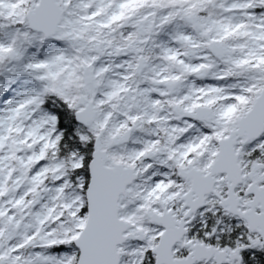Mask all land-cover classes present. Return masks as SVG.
Segmentation results:
<instances>
[{"label":"snow or ice","instance_id":"obj_1","mask_svg":"<svg viewBox=\"0 0 264 264\" xmlns=\"http://www.w3.org/2000/svg\"><path fill=\"white\" fill-rule=\"evenodd\" d=\"M0 264H264V0H0Z\"/></svg>","mask_w":264,"mask_h":264}]
</instances>
